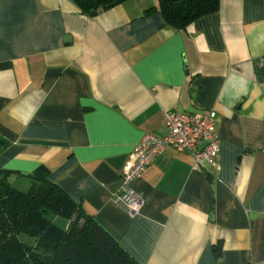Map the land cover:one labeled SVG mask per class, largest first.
<instances>
[{
  "label": "crops",
  "instance_id": "obj_1",
  "mask_svg": "<svg viewBox=\"0 0 264 264\" xmlns=\"http://www.w3.org/2000/svg\"><path fill=\"white\" fill-rule=\"evenodd\" d=\"M157 3L88 17L0 0V168L19 187L45 169L139 264H264V0H219L182 29ZM166 111L215 113L217 165L166 147L132 182L130 217L123 166Z\"/></svg>",
  "mask_w": 264,
  "mask_h": 264
},
{
  "label": "trees",
  "instance_id": "obj_2",
  "mask_svg": "<svg viewBox=\"0 0 264 264\" xmlns=\"http://www.w3.org/2000/svg\"><path fill=\"white\" fill-rule=\"evenodd\" d=\"M71 1L93 17L124 0ZM218 7L219 0H158L156 9L182 29ZM12 174L0 168V264H139L45 169L28 175L23 188L11 182Z\"/></svg>",
  "mask_w": 264,
  "mask_h": 264
},
{
  "label": "built area",
  "instance_id": "obj_3",
  "mask_svg": "<svg viewBox=\"0 0 264 264\" xmlns=\"http://www.w3.org/2000/svg\"><path fill=\"white\" fill-rule=\"evenodd\" d=\"M214 112L204 117L187 112L166 111L164 124L166 133L159 135L146 132L135 144L123 166L119 188L114 200L130 217L140 214L144 198L132 187V182L141 177L151 161L166 147L189 153L194 167L207 169L217 165L220 139L214 124Z\"/></svg>",
  "mask_w": 264,
  "mask_h": 264
},
{
  "label": "water",
  "instance_id": "obj_4",
  "mask_svg": "<svg viewBox=\"0 0 264 264\" xmlns=\"http://www.w3.org/2000/svg\"><path fill=\"white\" fill-rule=\"evenodd\" d=\"M5 144V140L0 138V145H4Z\"/></svg>",
  "mask_w": 264,
  "mask_h": 264
},
{
  "label": "rangeland",
  "instance_id": "obj_5",
  "mask_svg": "<svg viewBox=\"0 0 264 264\" xmlns=\"http://www.w3.org/2000/svg\"><path fill=\"white\" fill-rule=\"evenodd\" d=\"M16 186H18V185H16ZM23 188V187H22ZM57 221L59 222V223H61V224H63V221H61V220H59V219H57ZM23 237V236H22Z\"/></svg>",
  "mask_w": 264,
  "mask_h": 264
}]
</instances>
